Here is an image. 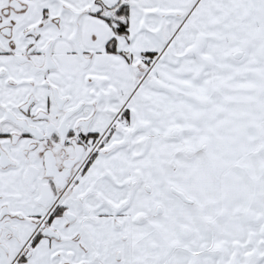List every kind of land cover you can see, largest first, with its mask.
<instances>
[{
	"label": "snow or ice",
	"instance_id": "snow-or-ice-1",
	"mask_svg": "<svg viewBox=\"0 0 264 264\" xmlns=\"http://www.w3.org/2000/svg\"><path fill=\"white\" fill-rule=\"evenodd\" d=\"M0 264H264V0H0Z\"/></svg>",
	"mask_w": 264,
	"mask_h": 264
}]
</instances>
